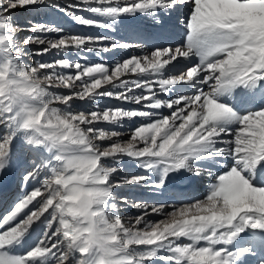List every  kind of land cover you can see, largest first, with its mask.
Segmentation results:
<instances>
[{
  "label": "snow or ice",
  "instance_id": "6c2138e0",
  "mask_svg": "<svg viewBox=\"0 0 264 264\" xmlns=\"http://www.w3.org/2000/svg\"><path fill=\"white\" fill-rule=\"evenodd\" d=\"M85 3L86 11L103 17V22L68 11L75 5L63 8L51 0H0V175L13 166L12 146L18 137L31 153V168L23 174L22 183L26 186L46 174L42 186L27 192L2 217L0 228L23 214L15 226L0 232V264H156L157 260L264 264V0ZM40 5L66 12L80 25L112 29L120 22L135 40L79 35L47 39L46 34L63 29L30 24L27 30L40 35L29 36L23 45H45L37 55L53 49L107 52L130 47L142 49L143 54L118 61L111 69L65 59L29 65L17 42L21 26L10 13L17 7ZM141 17H156L151 33L135 27ZM177 25L186 39L173 47L167 41ZM96 41L107 43L94 48ZM191 57H197L198 63L179 67L178 58ZM57 65L75 71L62 74L56 71ZM128 72L147 76L121 81ZM153 83L162 93L179 92L173 86L185 84L193 91L163 101L156 98ZM103 85L120 91H97ZM54 88L71 92L56 94ZM134 88L141 91L136 93ZM97 96L149 110L167 107L171 112L69 110L73 98L83 101ZM60 105L66 107L62 110ZM101 118L110 124L125 118L149 122L136 126L130 139L121 143L114 139L121 132L97 130L95 122ZM139 143L142 148L137 147ZM123 157L132 158L148 174L114 180L122 169L105 162L120 165ZM219 168L224 171L216 172ZM204 176L212 182L203 199L170 203L194 195V178ZM131 185L149 189L163 202L120 197V205L144 210L134 223L125 224L114 190ZM169 206L172 211L166 212ZM149 209L164 219L149 221ZM36 222L45 227L34 246L26 254L13 252L11 248L22 246Z\"/></svg>",
  "mask_w": 264,
  "mask_h": 264
},
{
  "label": "rangeland",
  "instance_id": "374dc122",
  "mask_svg": "<svg viewBox=\"0 0 264 264\" xmlns=\"http://www.w3.org/2000/svg\"><path fill=\"white\" fill-rule=\"evenodd\" d=\"M89 2L94 3L95 0H89ZM114 2H120V0H114ZM52 4H59L63 8H67L68 5H75L76 7L68 8V11L74 12L76 15L81 16L82 18L86 19H92L97 22H103V17L99 16L98 14H92L86 11L87 4L85 3V0H51ZM158 15H163V13H159ZM178 15H184V12L181 11L178 13ZM10 16L13 18V22L19 24L21 27L16 33L17 42L21 44V46L24 48L26 55L24 56V62H26L29 65H34L37 62L41 63H51L55 60L59 59H65L69 62L75 63L80 62L82 64L87 65H96L101 64L104 66H107L109 69L115 66V64L118 61H123L125 59H128L132 56H139L143 54V50L139 48H128V49H110L107 52L104 51H93V52H87V51H78L75 48H69L67 50H50L47 53L37 55L36 53L40 52L42 48L45 47V45H40L37 43H30L28 45H23V40L28 38L29 36L37 37L40 34L32 33L31 31L27 30L30 28V24H46L50 26H55L58 28L63 29V32L61 33H48L46 34L47 39H57L62 38L64 36H72V35H79L84 37H100V36H107L110 37L113 41H121V42H133L135 40V37L132 34V31L126 27L121 26L120 22L117 23L116 26H114L112 29H101L99 27H96L94 25H80L76 19L73 17L67 15L66 12L59 11L55 7H51L50 5H40L38 7L36 6H25L23 8L17 7L15 10H13L10 13ZM156 17L151 18H145L141 17L136 23V28H138L143 33H151L153 31V23L155 21ZM185 36L183 35V29L180 28L178 25L174 28L171 38L167 41L168 44H171L173 47L182 44L185 42ZM107 43L106 41H96L94 48H99L102 44ZM179 59V67L187 68L190 66H193L194 64L198 63L197 57H191L190 59L185 58H178ZM176 63V62H173ZM43 71V70H42ZM51 72L52 70H48ZM56 71L61 72L62 74H69L73 73L75 71L74 68L69 69H61L59 66H56ZM178 74V73H176ZM171 75V74H170ZM147 74H141L139 72L137 73H131L128 72L124 76L121 77V81H133L138 78L144 79ZM149 79L155 81L157 77H148ZM87 79V78H84ZM79 84L80 82H76ZM119 83V81L115 82ZM185 85H176L173 86L176 89H179V92H171V93H162L159 90V85L156 83H153V90L156 92V98H159L163 101H168L172 98H175L178 94H184L182 91V88ZM105 89L111 90L113 92H119L120 89L113 88L112 85H103L101 89L97 91H104ZM205 91H207V86H204ZM80 89H77V91ZM52 91L56 94H70V89H64V88H54ZM134 92L139 93L141 89H133ZM146 91V90H145ZM147 103V102H143ZM62 110L66 107L64 105L59 106ZM148 110V111H159L163 115H169L171 110L167 107H162L159 110H149L146 108H143L142 105L133 104L128 101H121L117 100L114 97H101L97 96L94 100H89L85 98V100H79L76 98H73V100L70 102V108L69 110L75 113L85 112L90 113L91 111L99 110L100 112L104 110ZM149 122L146 118H134L133 120L124 119L117 124H110L107 121L101 120L95 122V127L97 130H116L122 133V135L118 138L119 142L124 143L127 142L130 139V133L131 131L139 125L145 124ZM81 127H86L84 125H81ZM0 132H2V129H0ZM110 143V142H105ZM15 145V146H14ZM14 149L13 152V159L14 163L10 170H8L5 174L0 175V184L3 183V180L8 178L9 181L13 184L14 188V194L11 201L10 209L8 211H4L2 209L0 211V224L3 223L2 217L6 214H10L11 210L13 209L15 203L19 201L27 192H30L34 187L42 186V179L45 173H42V176L37 181L29 182L26 186L22 183V176L23 174L31 168V165L28 163V161L31 159V153L29 151L25 150L23 140L21 138H17V140L13 143ZM137 147H143L142 143L137 144ZM124 163L120 165H114L113 161L107 160L105 163L107 166H117L120 167L122 170L114 175L113 179H120L121 176L125 175H137V174H148L147 169H141L139 168L138 164L132 159L128 157L122 158ZM127 162V164H126ZM217 172H223L224 169L219 168L216 169ZM155 179V177H152ZM196 186L198 188H205V182H201V179H198L196 181ZM203 184V185H202ZM12 186V185H11ZM12 188V187H11ZM199 190V189H198ZM115 195L117 197V203L120 205V197H128L130 200H146L149 202H157L162 203L159 198L153 197L149 189L139 186V185H131V186H124L116 188ZM203 192V190H202ZM205 196L201 195L197 199H203ZM37 199H40L39 197ZM170 203H173L171 201ZM35 204V201H34ZM190 204V203H189ZM32 206L30 205L29 208ZM28 210L26 209L25 212ZM143 209H136L132 207L131 205H120L119 207V215L122 217V220L125 224L134 223V218L143 214ZM166 212H171L172 207L169 206L165 209ZM150 215L147 217L149 221L153 222H159L161 219H164L163 215H156L154 213H151L149 209ZM47 215V214H46ZM23 218V214L17 218L16 221L12 222L11 225H5L4 228H0V232H3L7 229L9 226H15V223H18L20 219ZM34 229H31V228ZM45 225L40 222L34 223L30 227V233L26 234V237L24 239V242L31 240L32 243L29 245L27 250L25 252H22L20 254H26V252L34 246V244L37 242L38 238L42 235V231L44 229ZM37 228V229H36ZM32 230L34 233H32ZM36 232V233H35ZM33 235V237L31 236ZM28 235V236H27ZM32 237V238H30ZM29 238V239H28ZM182 243H187V241L184 238H181ZM21 247V246H19ZM19 247L11 248L12 251H18ZM143 247V246H141ZM19 254V253H17ZM165 254V253H161ZM155 259V258H154ZM164 263L163 261H161ZM157 264V261H156Z\"/></svg>",
  "mask_w": 264,
  "mask_h": 264
},
{
  "label": "bare ground",
  "instance_id": "6f19581e",
  "mask_svg": "<svg viewBox=\"0 0 264 264\" xmlns=\"http://www.w3.org/2000/svg\"><path fill=\"white\" fill-rule=\"evenodd\" d=\"M205 90V89H204ZM182 91L184 94H191V92L193 90L189 89L188 86H184L182 88ZM15 146V145H14ZM14 146H12V150L14 149ZM127 164V162H126ZM216 170V169H215ZM217 172V171H216ZM198 179H201V182H205V188H198L196 186V181ZM214 179V178H213ZM1 180V179H0ZM10 180V179H9ZM8 178L3 180V183L0 184V211L2 209H4L3 212L8 211L10 209V205H11V201L13 198V192H14V188H13V184L11 183V181H9ZM2 181V180H1ZM212 181L209 180V178L207 176L204 177H197L194 178L192 184H191V193H193L194 195H189L187 197H177L173 203L177 204V205H183V204H189L193 201V199H197L199 196L204 195L207 193L208 191V185L209 183H211ZM12 185V186H11ZM203 185V184H202ZM12 187V188H11ZM199 189V190H198ZM203 190V192H202ZM13 193V194H12ZM35 228V227H34ZM33 227L31 229H34ZM30 229V230H31ZM37 229V228H36ZM35 231V230H34ZM34 231L32 230V233H34ZM30 233V232H29ZM36 233V232H35ZM28 236V235H27ZM31 236L33 237V235L31 234ZM30 237V238H32ZM29 239V238H28ZM32 243L31 240H28L26 242L23 241L22 246L18 248V251H13L15 253H22L25 252V250H27V248L29 247V245ZM12 250V249H11ZM157 264H164L161 261L157 260Z\"/></svg>",
  "mask_w": 264,
  "mask_h": 264
}]
</instances>
